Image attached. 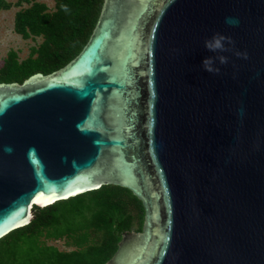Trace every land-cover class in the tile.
Masks as SVG:
<instances>
[{
    "label": "water",
    "instance_id": "95a60500",
    "mask_svg": "<svg viewBox=\"0 0 264 264\" xmlns=\"http://www.w3.org/2000/svg\"><path fill=\"white\" fill-rule=\"evenodd\" d=\"M107 184L144 220L105 264H264V0H104L67 64L0 82V238Z\"/></svg>",
    "mask_w": 264,
    "mask_h": 264
},
{
    "label": "trees",
    "instance_id": "16d2710c",
    "mask_svg": "<svg viewBox=\"0 0 264 264\" xmlns=\"http://www.w3.org/2000/svg\"><path fill=\"white\" fill-rule=\"evenodd\" d=\"M22 1L28 5L15 12L14 31L24 39L40 37L41 41L21 60L10 50L0 67V82L22 83L36 73L46 75L67 64L88 41L104 0H53L52 10L37 0H17L14 5ZM62 4L68 5L69 12L61 9ZM11 6L0 0V10ZM32 210L29 223L0 238V264H25L31 257L37 264H105L124 232L141 230L144 216L141 201L129 189L113 184L45 207L34 205ZM65 216L80 219L81 224L63 228ZM59 238H66L74 249L63 251L46 244ZM22 245L28 248L25 259L19 253Z\"/></svg>",
    "mask_w": 264,
    "mask_h": 264
},
{
    "label": "rangeland",
    "instance_id": "374dc122",
    "mask_svg": "<svg viewBox=\"0 0 264 264\" xmlns=\"http://www.w3.org/2000/svg\"><path fill=\"white\" fill-rule=\"evenodd\" d=\"M12 3V6L7 10H0V67L3 65L4 61L7 58L8 52L10 50L15 51L17 54V58L19 60L24 59L28 56L29 51L32 46L37 45L40 41V37H36L35 39L28 38L24 39L21 37L20 34L14 31V14L15 12L22 6H27L28 4L22 1L20 6L14 5L17 0H7ZM40 2L46 3L50 10L53 9L54 1L53 0H37ZM68 205L62 206L61 210L63 213H66ZM31 212L33 216V210L31 207ZM75 227L81 224V220H73L68 217H64L63 225ZM137 227L136 225L134 228ZM135 231V230H133ZM93 239V238H92ZM66 238H59V239H48L46 240V244L53 245L57 247L59 250L68 251L70 249H74V245L69 243ZM28 248L26 245H22L20 247V256L25 259L27 258L26 252ZM4 264H19V263H4ZM25 264H37L35 259L31 257V259H26Z\"/></svg>",
    "mask_w": 264,
    "mask_h": 264
},
{
    "label": "clouds",
    "instance_id": "9594fccd",
    "mask_svg": "<svg viewBox=\"0 0 264 264\" xmlns=\"http://www.w3.org/2000/svg\"><path fill=\"white\" fill-rule=\"evenodd\" d=\"M60 7L65 13L69 12L68 5L62 4ZM225 22L230 26H236L239 23L237 19L231 17L226 18ZM234 43L235 42L231 39V37L220 33H213L210 38H206L203 42L204 48L209 52L216 53V55L205 57L202 60L201 66L203 70L213 75H219L221 69L216 66L217 62L219 65H226L229 62V58L227 56L220 55L219 53L232 52ZM234 55L244 60L248 59L247 52L235 51Z\"/></svg>",
    "mask_w": 264,
    "mask_h": 264
},
{
    "label": "snow or ice",
    "instance_id": "6c2138e0",
    "mask_svg": "<svg viewBox=\"0 0 264 264\" xmlns=\"http://www.w3.org/2000/svg\"><path fill=\"white\" fill-rule=\"evenodd\" d=\"M73 195H75V193H72ZM51 199L50 198H44V199H41L40 197L37 198L36 201H34V203H41L42 205L43 204H47V203H51ZM23 223L24 224H27L28 221L27 220H23Z\"/></svg>",
    "mask_w": 264,
    "mask_h": 264
},
{
    "label": "flooded vegetation",
    "instance_id": "af4514ba",
    "mask_svg": "<svg viewBox=\"0 0 264 264\" xmlns=\"http://www.w3.org/2000/svg\"><path fill=\"white\" fill-rule=\"evenodd\" d=\"M143 220H144V216H143ZM142 225H143V223H142ZM142 229V228H141Z\"/></svg>",
    "mask_w": 264,
    "mask_h": 264
}]
</instances>
